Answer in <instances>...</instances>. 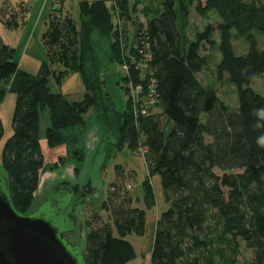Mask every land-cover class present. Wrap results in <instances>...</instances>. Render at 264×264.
I'll list each match as a JSON object with an SVG mask.
<instances>
[{
	"label": "trees",
	"instance_id": "1",
	"mask_svg": "<svg viewBox=\"0 0 264 264\" xmlns=\"http://www.w3.org/2000/svg\"><path fill=\"white\" fill-rule=\"evenodd\" d=\"M116 1L118 21L136 24L137 1L131 7L129 0H80V23L61 7L51 12L42 36L48 60L37 76L19 68L14 47L0 36V101L8 91L17 98L14 131L4 143L0 160L16 208L22 213L33 209L42 175L48 167L61 163L45 161L40 138L42 112H49V146L65 145L67 152L79 153L77 131L86 129V115L94 108L103 125L117 126L120 138L116 147L144 148L149 172L161 175L168 209L156 224L149 264H234L238 238L253 250L249 264H264V94L252 86L264 74V46H259L257 37V33L264 34V0H160L151 11L155 16L147 18L140 31L135 30L138 46L135 49L128 41L123 50L128 49L129 57L125 56L129 59L134 49L140 52L143 48L148 58L137 68L130 63L135 81L144 84L135 100L159 105L168 123L173 122L168 133V124L161 123L159 116H134L132 93L125 111L112 100V109L105 105L111 98L104 95L105 81L92 42L98 30L110 38L113 60L124 62L113 36L118 34ZM193 6L200 15L214 11L221 19L217 71L235 86L236 107L223 101L213 85H204L199 79L209 63L202 50L206 41H215L210 26L195 38L188 37ZM13 14L10 8H0L5 27L14 28ZM235 38L249 43L247 52L237 51ZM70 73H80L83 78L87 91L82 101H72L49 86L48 75L61 81ZM125 92L130 93L129 86ZM109 112L114 115L113 123ZM3 136L0 117V142ZM216 169L224 173L218 174ZM144 188L145 198L151 202L149 180ZM112 194V217L87 233L82 248L87 264H129L137 258L125 235L144 230L143 210L132 196Z\"/></svg>",
	"mask_w": 264,
	"mask_h": 264
},
{
	"label": "rangeland",
	"instance_id": "2",
	"mask_svg": "<svg viewBox=\"0 0 264 264\" xmlns=\"http://www.w3.org/2000/svg\"><path fill=\"white\" fill-rule=\"evenodd\" d=\"M56 1V3H58L60 0ZM129 1L131 7L134 1H137L136 11H134L136 15V24L129 21L127 24L124 19H120L119 22L118 16H120V7H118L117 1L114 4L115 20L118 22V34L115 33L116 35L113 36L115 41H118L119 53L122 56L124 64L113 60L109 43L110 38L106 35L96 30L92 42L96 62L100 66V73H103V80L105 81L103 87L104 95L106 94L111 98L110 101H105V105L112 109V103L114 102L117 108L121 111H125L128 109L132 93L131 110L134 116H159L161 118V123L168 124L165 128L166 133H168L172 130L173 122L169 121L168 123L167 119L162 114L160 106L156 104L154 106V101H147L151 103V105L147 107L145 113L139 112L142 109L139 105H144L143 103L139 104L138 100L137 103H135L134 101L136 98L134 95L141 92V88L143 89L144 84L139 82L137 84L134 74L130 70L131 62H133L135 68H137L136 66H139L138 63L144 65L143 60H148V58L144 56L143 48L142 50L139 48L141 53L135 51L139 43V39L136 37L137 34L135 36V30L140 31L139 29H142L141 25H146L147 18L155 16L151 11L158 6L160 0ZM79 3L80 0H63L58 4L59 7L64 5L66 9L63 7L61 8H63L64 11H69L80 23ZM110 5L112 7V4ZM3 7H6V9L10 8L14 13V28L8 27L6 35L4 33L3 36H5V38L11 42V46L14 47V57L19 64V68L32 76L39 75L48 60L42 36L48 29L50 11L46 8L45 12L40 16L39 11L41 2L37 5L34 0H0V8ZM188 19L187 35L189 38H195L197 33L204 32L206 28L210 26L212 29L211 38L215 41V43L206 41L202 50L203 55L208 57L209 63L208 66L199 73L200 81L204 85H213L223 101L232 107H236L238 105V96L235 86L230 83L227 75L219 76L217 71V65L221 58V54L217 47L220 40V17L214 11H211L205 16L200 15L195 10V6H193ZM257 37L259 46H264V34L257 33ZM128 41V44L133 43L135 47L130 53L131 58L129 59L126 58V56L129 57V51L127 52L128 49L123 50L124 46L126 48ZM234 41L238 52L243 53L244 51H248L249 43L243 38H235ZM125 54L127 55L125 56ZM140 54L144 59H141ZM127 69L129 74L126 81ZM48 80L49 86L53 92H62L72 101H82L84 99L87 90L80 73H70L64 76L61 81H57L56 77L50 74L48 75ZM127 86L130 87L129 94L125 92ZM252 86L258 92L264 94V74L255 78ZM16 99V93L8 91L0 101V117L4 124V136L0 142V159L4 143L12 136L14 131L13 115ZM108 115L111 117V123H113L115 119L114 115L111 112H109ZM86 119V129H79L77 131L80 138L77 146L80 152H67L65 145L51 147L47 143L46 129L50 125L49 112L48 110L42 112L40 138L45 161L46 163L59 161L61 165L59 164L54 168L48 167L46 169L45 173L42 175L36 197L34 198L33 207L41 205L47 195L59 184L68 182L74 186H79L80 192L83 194L80 195L75 204L74 215L77 221L76 228L73 233L68 235V238L74 244L79 245L81 248H85L88 231L98 225L105 224L106 221L112 217L111 200L112 195H114L112 193H116L119 197L124 198H128L130 195L133 197L136 206L143 210L145 226L141 233L130 232L125 235L132 243L137 253V258L129 264H149L156 224L159 218H161L168 209V202L163 190L161 175L159 173L151 174L149 172L144 158L146 155L144 148L134 150L126 144L116 147V145L119 144L120 138L117 126L113 124L109 128L107 125H103V122H101L102 119L98 113L94 112V108L87 113ZM71 153H74V155H71ZM61 157H63L62 160L60 159ZM80 158L83 160L79 161ZM0 172L7 177V172L1 160ZM216 172L218 174L224 173L220 169H216ZM147 180L150 181L152 187L153 199L151 202L147 201L145 198L146 191L144 183ZM115 188H117V190ZM117 200L119 202L121 201L120 198ZM111 224L114 229V234L118 235L113 219H111ZM237 246L238 250L234 264H249L253 258V250L242 238L237 239Z\"/></svg>",
	"mask_w": 264,
	"mask_h": 264
},
{
	"label": "water",
	"instance_id": "3",
	"mask_svg": "<svg viewBox=\"0 0 264 264\" xmlns=\"http://www.w3.org/2000/svg\"><path fill=\"white\" fill-rule=\"evenodd\" d=\"M82 194L65 182L22 213L0 172V264H87L83 249L67 237L76 228L75 204Z\"/></svg>",
	"mask_w": 264,
	"mask_h": 264
},
{
	"label": "crops",
	"instance_id": "4",
	"mask_svg": "<svg viewBox=\"0 0 264 264\" xmlns=\"http://www.w3.org/2000/svg\"><path fill=\"white\" fill-rule=\"evenodd\" d=\"M32 1V0H31ZM63 1V0H62ZM88 1H96V0H88ZM34 2L38 5V3L41 2V7H40V16L43 14V12H45L46 8H48V10L50 11L49 13L53 12L55 9L59 8V4L56 3L57 1L56 0H34ZM60 7H63L65 8V6H60ZM62 8V9H63ZM66 9V8H65ZM63 12H65L63 10ZM6 30H7V27H5L3 25V23L0 21V36L2 37L3 41L7 44H10L11 45V42H9V40H7L5 38L4 33L6 35Z\"/></svg>",
	"mask_w": 264,
	"mask_h": 264
},
{
	"label": "built area",
	"instance_id": "5",
	"mask_svg": "<svg viewBox=\"0 0 264 264\" xmlns=\"http://www.w3.org/2000/svg\"><path fill=\"white\" fill-rule=\"evenodd\" d=\"M60 1H62V0H60ZM60 1H59L58 3H60ZM134 102H135V103H137V102H136V100H135ZM143 105H144V106H142V109H141V111H139V109H138V108H137V109H138V111H139V112H143V113H145V112H146V109H147V107H148V106H150V105H151V103H147L146 105H145V104H143ZM135 109H136V108H135Z\"/></svg>",
	"mask_w": 264,
	"mask_h": 264
},
{
	"label": "flooded vegetation",
	"instance_id": "6",
	"mask_svg": "<svg viewBox=\"0 0 264 264\" xmlns=\"http://www.w3.org/2000/svg\"><path fill=\"white\" fill-rule=\"evenodd\" d=\"M76 188V190L79 192V193H82L80 192V187L79 186H74ZM68 237V236H67Z\"/></svg>",
	"mask_w": 264,
	"mask_h": 264
}]
</instances>
